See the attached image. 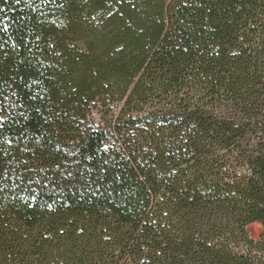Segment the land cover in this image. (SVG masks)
Returning <instances> with one entry per match:
<instances>
[{"label": "trees", "instance_id": "obj_1", "mask_svg": "<svg viewBox=\"0 0 264 264\" xmlns=\"http://www.w3.org/2000/svg\"><path fill=\"white\" fill-rule=\"evenodd\" d=\"M0 264H264V0H0Z\"/></svg>", "mask_w": 264, "mask_h": 264}, {"label": "rangeland", "instance_id": "obj_2", "mask_svg": "<svg viewBox=\"0 0 264 264\" xmlns=\"http://www.w3.org/2000/svg\"><path fill=\"white\" fill-rule=\"evenodd\" d=\"M262 231V226L259 223H255L250 227V232L255 239H259Z\"/></svg>", "mask_w": 264, "mask_h": 264}]
</instances>
